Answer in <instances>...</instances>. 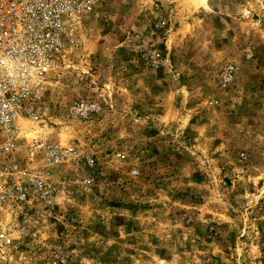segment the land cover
I'll return each mask as SVG.
<instances>
[{
	"label": "rangeland",
	"instance_id": "obj_1",
	"mask_svg": "<svg viewBox=\"0 0 264 264\" xmlns=\"http://www.w3.org/2000/svg\"><path fill=\"white\" fill-rule=\"evenodd\" d=\"M78 43L6 159L39 133L94 164L59 165L0 264H264V0H96Z\"/></svg>",
	"mask_w": 264,
	"mask_h": 264
},
{
	"label": "built area",
	"instance_id": "obj_2",
	"mask_svg": "<svg viewBox=\"0 0 264 264\" xmlns=\"http://www.w3.org/2000/svg\"><path fill=\"white\" fill-rule=\"evenodd\" d=\"M95 2L0 0V251L15 239V228L25 230L33 209H40L59 192L52 175L62 162L94 164L95 158L82 156L75 144L48 140L39 133H33L25 145L28 163L6 157L20 145L19 119L37 117L45 83L59 68L71 64L83 19ZM234 75V64H228L219 80L225 84ZM99 109L93 98L74 99L66 108L70 117L80 120ZM115 156L123 158L125 153L120 150Z\"/></svg>",
	"mask_w": 264,
	"mask_h": 264
}]
</instances>
